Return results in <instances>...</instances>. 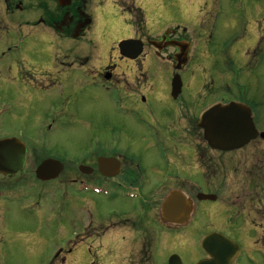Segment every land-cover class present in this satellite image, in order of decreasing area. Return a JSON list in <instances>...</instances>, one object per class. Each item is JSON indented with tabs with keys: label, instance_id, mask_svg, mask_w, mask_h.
I'll return each mask as SVG.
<instances>
[{
	"label": "flooded vegetation",
	"instance_id": "obj_1",
	"mask_svg": "<svg viewBox=\"0 0 264 264\" xmlns=\"http://www.w3.org/2000/svg\"><path fill=\"white\" fill-rule=\"evenodd\" d=\"M44 1L37 14L23 16L21 12L27 8L24 0H0V41L8 38V47L0 51V85L2 81L8 85V80L25 85L26 95L65 96L68 92L77 94L79 90H95L92 97L95 104H106L111 111L117 108L112 112L117 122L111 128H121L128 134V140H109L106 133L100 135L97 129L104 130L111 125L109 112H91L89 116L92 118L101 115L103 123L90 134L83 148L71 157L60 153L56 148L58 144L46 139V135L54 131L56 119L69 114V108L58 111L53 104L50 108L52 113L37 114L36 129L41 128L43 141L30 139L21 126L12 120L8 122V110H0V140L17 138L25 147V159L20 170L11 174L0 172V264H8V202L23 201L24 208L39 211L45 198L51 197L55 202L60 200L61 188L70 189L68 202L72 204V214H78L80 210L81 216L77 225L71 227L68 238L62 244L59 242L51 252L55 259L67 254H82L97 259L124 257L137 261L133 264L147 263L158 254L163 255L173 234L172 229L181 230L192 223L198 208L207 201L221 207L212 232L224 234L239 246L240 251L233 264H264V218L260 219L257 211L264 209V129L258 125L260 117L254 105L239 96L203 104V99L198 96L200 91L192 94L190 99L183 97L182 101L179 100L183 96V87L193 86L198 77H202L199 90L213 83L210 64L215 62V58L205 59V49L211 46L212 35L203 40L189 27L180 31L171 27L156 37L145 28L144 21L137 23L136 27H142L137 28V34L121 38L118 43L123 39L141 40L144 43L142 53L136 58H129L122 55L118 48L120 57L142 67L144 57L155 53L171 66L172 79L175 76L182 79V91L177 98L170 93V98L168 93L161 96L135 89L125 93L119 106L115 104L116 92L108 99L104 94L111 89H127L130 84L126 76L131 71L113 60H92L71 52L70 44L81 40L97 26L88 10V3L93 0ZM112 1L120 5L124 12L129 10L132 16L136 15L145 22L149 19L147 0ZM197 24L204 26L202 20H198ZM24 28L38 33L43 41L42 50L23 54L21 48L12 44L13 34ZM51 46L56 48L55 58L51 57ZM18 52L19 58L15 57ZM31 54L38 59L31 58ZM12 55L14 57L8 59ZM26 56L29 58L26 59ZM131 74L137 81L136 67ZM171 100L180 108L170 107ZM231 101L251 107L258 134L244 147L222 152L212 148L205 140L204 130L199 125L200 116L214 103ZM155 102L164 108L158 118ZM0 105L7 106V100ZM76 120H82V115L76 114ZM155 126L165 128V138H157L152 133L151 129ZM136 142L144 145L139 152ZM250 145L261 147L262 172L259 179L249 184L247 197L250 202L244 206L248 208L244 213L242 209L222 203L218 193L208 185L210 169L218 166L207 153H230ZM48 159L58 160L64 167L55 178L46 180L38 177L37 168ZM248 174L251 177L250 170ZM204 186L209 191L203 190ZM203 193L210 196L205 198ZM172 194L176 198L169 208L171 219H168L163 207ZM96 197L108 199L111 205L105 211H99ZM55 213L51 210L49 219L56 216ZM41 230L42 225L37 223L23 232V248L34 256L32 258L45 253V249L49 252L52 247ZM57 230L60 234L59 225ZM173 257L175 264L176 257L180 264H184L172 251L168 253V264ZM209 257L203 250L201 258L195 259L192 264Z\"/></svg>",
	"mask_w": 264,
	"mask_h": 264
},
{
	"label": "rangeland",
	"instance_id": "obj_2",
	"mask_svg": "<svg viewBox=\"0 0 264 264\" xmlns=\"http://www.w3.org/2000/svg\"><path fill=\"white\" fill-rule=\"evenodd\" d=\"M44 3V0H24L27 8L21 14L34 16L41 11ZM147 4L149 19L145 22L136 15L132 16L129 10L124 12L121 6L112 0H93L88 3V10L94 16L97 26L87 32L81 40L70 44L72 55L81 54L92 60H113L127 67L131 73L136 67V72L139 75L136 81L131 73L127 74L130 86L127 89L106 91L104 97L108 99L116 92L115 104L119 106L123 103L125 93L135 89L161 94V96L168 93L171 98L169 95L172 82L171 66L158 58L155 53H149L144 57L142 67L132 65L128 63V59L123 60L120 57L117 51L118 41L121 38L133 36L134 33L137 34V28L141 25L137 27L135 25L143 21L145 28H148L147 30L153 36L167 28H177L180 31L182 28L189 27L200 34L203 40L212 35L211 46L205 49L207 56L205 59L215 58V62L210 64L214 81L209 83L205 89L199 90L198 85L202 77H198L193 86L183 87V96H180L179 100L182 101L183 97L190 99L192 94L198 91H200L198 96L203 99V104L233 96L242 97L245 102L254 105L256 114L260 117L257 120L258 125L264 129V0H147ZM198 20L203 21V27L197 24ZM134 22L136 23L132 24ZM260 41L262 42L258 46ZM12 44L21 48L23 54L42 50L43 47V41L38 33L31 32L28 28L15 32ZM7 47L8 38L0 41V51L6 50ZM49 49L51 57L55 58L57 54L55 46H51ZM19 55L20 52L15 53V57L19 58ZM13 57L14 55L8 59ZM30 57L38 59L33 54ZM28 58L29 56H26V59ZM25 91V85L16 84L10 80L7 85L2 81L0 103L7 100L8 105L5 107L0 105V110H8V122L12 120L21 126L26 130L30 139L43 141L41 128L36 129V116L44 112L52 113L50 108L54 104L58 111L64 107L70 109L69 114L61 115L56 119L54 131L46 135V139L58 144L56 148L60 153H67L73 157L83 148L90 134L92 135L93 131L103 123L101 115L93 116V118L89 116L91 112L95 111L100 113L108 111V119L111 118V125L104 128L105 131L97 129L100 135L106 133L108 139L111 140H128V134L121 128H111L117 122L112 113L117 108L111 111V107L106 104L101 106L95 104L92 99L95 96V90H79L77 94L68 92L69 96L42 95L41 93L26 95ZM154 106L155 113H157L156 118H158L164 108L157 102L154 103ZM170 107L177 109L180 108V105L171 100ZM76 114L82 115V120H76ZM163 129L165 130L163 127L155 126L151 131L157 138H165L167 131ZM129 132L132 136L130 130ZM142 135L143 132L140 136ZM135 146L139 152L144 145L136 142ZM132 147L134 152V146ZM260 148L258 145H250L240 151L230 153L215 151L207 153L215 159L218 166V168L210 169L208 185L218 193L222 203L242 209L244 213H247L248 209L244 206H248L250 202L247 197L249 184L257 178L259 179L262 172V151ZM249 170L251 177L248 174ZM203 190L209 191L207 186H204ZM69 193V188L66 190L61 188L60 200L55 202L51 197L45 198L44 202L40 203L39 211H30L24 208L23 201L8 202V264H130L132 262L124 257L97 259L82 254L62 255V258L54 261L55 258L51 252L59 242L62 244L63 240L68 238L72 231L71 227L74 224L77 225L78 217L81 216L80 210H78V214H72V204L69 205L68 202ZM96 198H98L99 211H105L111 205V202L104 197ZM220 208V205L216 203L203 202L192 223L182 227L181 230L172 229L173 234L167 242L166 250L163 248L165 250L163 255L158 254L144 264H168V253L171 251L179 255L184 264H192L195 259H200L203 255L201 240L206 233L210 234L213 227L216 226L217 220H214L216 216L219 217ZM51 210L56 211V216L49 219ZM257 211L259 218H264V209L261 208ZM37 223L42 225L41 234L46 237L52 247L49 252L45 249V253L37 256L38 258H32L34 256L29 255L23 248V232ZM58 225L60 234L57 230ZM25 247L27 248V246ZM134 262L137 261L135 260L131 264Z\"/></svg>",
	"mask_w": 264,
	"mask_h": 264
},
{
	"label": "water",
	"instance_id": "obj_3",
	"mask_svg": "<svg viewBox=\"0 0 264 264\" xmlns=\"http://www.w3.org/2000/svg\"><path fill=\"white\" fill-rule=\"evenodd\" d=\"M119 46L121 53L130 58L138 57L143 50V43L135 39L123 40ZM181 90L182 81L175 77L173 95L176 97ZM200 126L204 128L208 143L213 148L221 150L240 148L258 134L252 120L251 108L240 102L213 106L202 115ZM24 159L25 147L20 144V140L17 138L0 140V172L8 174L18 172L23 166ZM63 167L60 161L48 159L38 167L37 175L42 179H52L61 172ZM175 198L176 195L172 194L164 204L163 212L168 219H171L169 208L175 202ZM202 247L210 257L197 264H233L239 252V247L234 241L216 232L203 239ZM176 259V263L180 264L179 258L176 257ZM174 261L175 257L171 259V264H175Z\"/></svg>",
	"mask_w": 264,
	"mask_h": 264
}]
</instances>
